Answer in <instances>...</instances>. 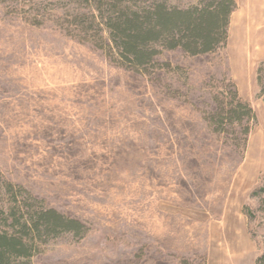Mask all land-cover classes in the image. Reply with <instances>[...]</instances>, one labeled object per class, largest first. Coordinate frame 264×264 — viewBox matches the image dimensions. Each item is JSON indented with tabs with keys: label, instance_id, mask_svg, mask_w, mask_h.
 <instances>
[{
	"label": "rangeland",
	"instance_id": "374dc122",
	"mask_svg": "<svg viewBox=\"0 0 264 264\" xmlns=\"http://www.w3.org/2000/svg\"><path fill=\"white\" fill-rule=\"evenodd\" d=\"M92 6L0 0V172L90 228L50 242L33 264H258L262 48L238 78L230 42L205 56L168 51L161 71L143 74L112 57L85 17ZM232 81L256 124L214 120Z\"/></svg>",
	"mask_w": 264,
	"mask_h": 264
},
{
	"label": "trees",
	"instance_id": "16d2710c",
	"mask_svg": "<svg viewBox=\"0 0 264 264\" xmlns=\"http://www.w3.org/2000/svg\"><path fill=\"white\" fill-rule=\"evenodd\" d=\"M92 30L107 35L112 57L122 65L153 75L164 67L161 57L182 50L191 56L217 53L229 46L237 0H88ZM88 18L86 19V21ZM168 66H171L168 64ZM264 98V63L259 68ZM225 94L214 120L222 127L257 123V113L245 101L237 83ZM253 127L248 130L250 135ZM248 142V137L245 139ZM264 207V186L255 193ZM257 218L256 212H248ZM89 225L71 217L25 186L0 172V264H33L46 246L67 235L84 239ZM184 264H191L186 261ZM258 264H264V255Z\"/></svg>",
	"mask_w": 264,
	"mask_h": 264
},
{
	"label": "crops",
	"instance_id": "0c3cea01",
	"mask_svg": "<svg viewBox=\"0 0 264 264\" xmlns=\"http://www.w3.org/2000/svg\"><path fill=\"white\" fill-rule=\"evenodd\" d=\"M240 6H242L243 10V23L244 26L245 24L246 26L245 28L242 27V30L238 31L237 33V26H234V23H232V39H230V48L232 49V61L236 78H238V72L241 70L243 72L248 70L247 58L253 55L251 49L256 42H258V44H256L257 47L262 48V52L258 51L259 54L264 55V0H249V2L245 5L240 2ZM236 13L233 17V22H235V18H237ZM255 18V21H257L259 24H263V26H260L261 28H257V35H253V32L250 34L248 31V24H250V22H252ZM261 58L264 62V56Z\"/></svg>",
	"mask_w": 264,
	"mask_h": 264
}]
</instances>
